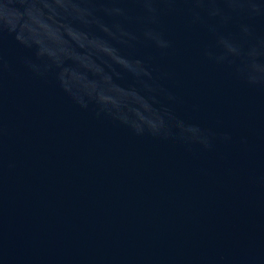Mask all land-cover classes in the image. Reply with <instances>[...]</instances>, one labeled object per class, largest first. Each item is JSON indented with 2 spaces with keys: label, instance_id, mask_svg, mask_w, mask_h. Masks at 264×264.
<instances>
[{
  "label": "water",
  "instance_id": "1",
  "mask_svg": "<svg viewBox=\"0 0 264 264\" xmlns=\"http://www.w3.org/2000/svg\"><path fill=\"white\" fill-rule=\"evenodd\" d=\"M0 264H264V0H0Z\"/></svg>",
  "mask_w": 264,
  "mask_h": 264
}]
</instances>
